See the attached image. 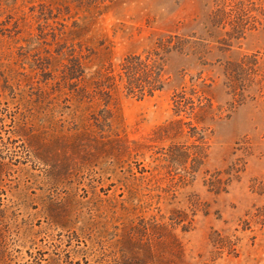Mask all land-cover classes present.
<instances>
[{
  "label": "rangeland",
  "instance_id": "1",
  "mask_svg": "<svg viewBox=\"0 0 264 264\" xmlns=\"http://www.w3.org/2000/svg\"><path fill=\"white\" fill-rule=\"evenodd\" d=\"M59 249L264 264V0H0V264Z\"/></svg>",
  "mask_w": 264,
  "mask_h": 264
},
{
  "label": "trees",
  "instance_id": "2",
  "mask_svg": "<svg viewBox=\"0 0 264 264\" xmlns=\"http://www.w3.org/2000/svg\"><path fill=\"white\" fill-rule=\"evenodd\" d=\"M149 60L148 58H143L141 55L134 54L128 55L123 59L118 76L123 81L128 94L142 97L146 94L151 95L156 90L163 88L162 68L157 65L158 62L156 60H153L152 64ZM177 104L180 103L178 102ZM55 253L57 256L53 260L58 264H72V261L68 259L69 254L65 252V249H59ZM44 259L38 255H31L30 259L17 264H42Z\"/></svg>",
  "mask_w": 264,
  "mask_h": 264
}]
</instances>
